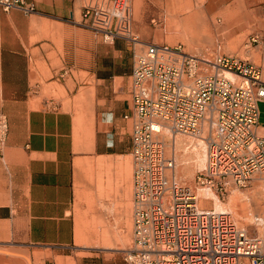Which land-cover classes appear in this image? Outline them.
I'll use <instances>...</instances> for the list:
<instances>
[{
    "label": "crops",
    "instance_id": "0c3cea01",
    "mask_svg": "<svg viewBox=\"0 0 264 264\" xmlns=\"http://www.w3.org/2000/svg\"><path fill=\"white\" fill-rule=\"evenodd\" d=\"M24 1L37 12L0 7V115L9 124L0 154V249L51 251L57 264H126L125 231L88 239L85 203L97 204L95 216L105 213L98 207L103 188L114 219L131 218L133 47L104 43L84 27L82 0ZM253 7L264 17V0H131L137 28L149 27L146 12L164 11L156 18L165 37L145 32L143 42L200 48L215 38L193 43L174 29L203 22L216 37L214 19L239 12L251 21ZM262 123L261 112L264 135Z\"/></svg>",
    "mask_w": 264,
    "mask_h": 264
},
{
    "label": "built area",
    "instance_id": "2783aa9c",
    "mask_svg": "<svg viewBox=\"0 0 264 264\" xmlns=\"http://www.w3.org/2000/svg\"><path fill=\"white\" fill-rule=\"evenodd\" d=\"M82 2L84 27L107 44L125 40L134 51L133 244L125 251L126 264H264V239L240 228L231 215L204 209L199 197L205 189L224 197L264 174V35L248 36V57L196 55L182 44L143 42L134 30L131 0ZM0 7L37 12L24 0H0ZM254 52L259 64L251 59ZM8 133L1 114L0 154ZM167 133L209 142L206 166L193 184L175 175Z\"/></svg>",
    "mask_w": 264,
    "mask_h": 264
},
{
    "label": "rangeland",
    "instance_id": "374dc122",
    "mask_svg": "<svg viewBox=\"0 0 264 264\" xmlns=\"http://www.w3.org/2000/svg\"><path fill=\"white\" fill-rule=\"evenodd\" d=\"M143 1L145 4L146 3L149 4L153 0H143ZM254 9L255 7H253L252 10L250 11L252 14L251 21L249 20L248 15L243 16L242 14H239V12H236L235 14L229 16L231 20L229 18H226L225 16L224 17L225 19L221 23L217 21L219 19H214V25H215L214 29L216 32L215 34L216 37H213L212 27H210L207 23L196 22L195 24H189L188 22H185L186 24L182 28L185 31L184 38L189 39V41L191 40V42L193 43L196 39L211 40L212 38H215V42L211 45L204 44L206 45V47L204 46L203 48L196 47L193 45L190 46L187 43H184L187 45L184 44L183 45L186 47L187 51L196 55L213 54V53L215 54L217 53V51H219L218 50L219 46H221L222 47V50L220 51L221 54H238L239 56L242 57H248L250 53H248V50L245 47V43L247 42L248 36L252 33H260L264 35V17H259L255 15V11H253ZM163 14L164 11L153 12L151 10L149 12H146L149 27L145 29V25L142 23V24H138L139 28H137V24L136 26L134 24V28H135L134 30H136L141 35V37L145 32L149 33L148 35L152 37H154L156 33H158V35H160L161 37H165L166 34L163 31L165 28L164 21L156 18L157 15L158 16L161 15L162 17ZM153 18H156V21H153L151 23V20ZM99 40L102 41L100 37ZM179 43L180 42L169 45H177ZM251 59L255 63L259 64L260 54L254 52ZM261 112L264 113V106L261 107ZM262 125L264 124L262 123ZM200 155L203 154L198 153L196 155L189 156L184 153L182 155L181 154L178 155V158L181 157L183 159H189V160L191 159V165L188 166L189 167L188 171L185 172L182 169H180L179 172V169H177L176 172L178 171V173L175 174L188 184L194 183V178L199 172L198 171L199 168H201L203 165V163L199 164L197 162ZM203 159H204V155H203ZM132 183H133V178H132ZM255 187H256V182L252 180L247 187L245 188L232 187L229 189L227 193L224 194V197H219V198L217 195L219 192L215 194L214 192L209 190H201V192H199V197L202 199L201 206L204 209L215 208L219 211L226 212L227 214L231 215L234 222L237 223V225L240 226V228L247 230L250 235L262 237L264 233L261 234L259 232L258 226H259V218L264 215V193L262 194L261 191H259ZM131 191H132L130 196L131 203L129 202L125 207V210L127 212L126 216L128 217V219L130 217L131 218L126 222L120 218L116 221L114 219V215L111 214V212L108 209L111 206L103 203L104 201L108 204H111L113 202V198L111 196L106 197L103 194L104 192L103 188L102 189L100 188L101 204L98 207H100V209L103 210V212L105 211V213L107 214L106 218L104 216L105 213H101L100 216H95L94 210L96 209L95 214L97 215V204L93 201L89 203L90 200L87 199L85 203L86 208L87 210L91 208V213H90L91 218L90 219L86 218L87 224L89 222L91 223L90 229L88 228L86 230L88 239H90L91 241L93 240L95 241L98 238H104L105 240V238H107L106 235L108 231H125L122 237L123 239L127 238L126 240L127 248L129 249L132 246L133 189H131ZM207 193L214 195V197L218 200L219 207L216 208L215 201L209 199L207 197ZM238 211L241 213V217L238 215ZM73 252L75 253V250H73ZM56 255L57 253H52L51 251H42L33 247H28L27 250H23V248L17 250L3 248L0 249V264H57V261L59 259L56 257Z\"/></svg>",
    "mask_w": 264,
    "mask_h": 264
},
{
    "label": "bare ground",
    "instance_id": "6f19581e",
    "mask_svg": "<svg viewBox=\"0 0 264 264\" xmlns=\"http://www.w3.org/2000/svg\"><path fill=\"white\" fill-rule=\"evenodd\" d=\"M182 28H183V25L178 27V28H175L174 32H176L178 35H180L184 38L185 37V31ZM172 46H175V45H172ZM143 49H144L143 46H139V51L142 52V51H144ZM259 133L261 134V132H259ZM261 135H263V134H261ZM165 139L167 142V145H166L167 153L169 155L170 154L175 155L174 157L176 158V161H177L176 170L179 169V172H180V169H182L185 172L188 171L189 170L188 166L191 165V159L190 160L189 159H183L181 157L178 158V155H180V154L182 155L184 153L189 155V156L196 155L198 153H202L204 155V159H203V155H200L197 162L199 164L203 163V165L201 168H199L198 171L202 170L206 166L207 159H208V150H209L208 144H209V142L206 140L205 136H201V138H190V137H184V136L172 137L167 133L165 135ZM180 145L182 146V148ZM176 170H175V173H178V171L176 172ZM257 175H259V176H257ZM257 175H255V177H253L252 180L256 182L255 188L258 189L259 191H261V193L263 194L264 193V176H263L264 174H257ZM260 175H262V176H260ZM177 178L179 180L185 182L183 179L179 178L178 176H177ZM205 190H208V189H205ZM209 191H212V190H209ZM212 192H214V191H212ZM207 197L209 199L215 201L216 208L219 207L218 200L214 197V195L207 193ZM237 208H238V206H237ZM215 210L219 211L217 209H215ZM224 213H226V212H224ZM238 215L241 217V213L239 211H238ZM258 228H259L258 229L259 232L261 234H263L264 233V215L259 218ZM259 238L264 239V235L262 237L259 236Z\"/></svg>",
    "mask_w": 264,
    "mask_h": 264
}]
</instances>
